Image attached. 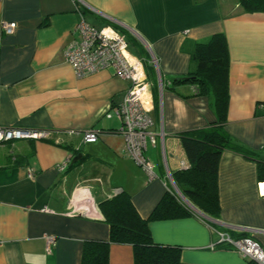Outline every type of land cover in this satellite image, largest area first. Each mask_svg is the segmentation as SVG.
Instances as JSON below:
<instances>
[{
    "label": "crops",
    "instance_id": "1",
    "mask_svg": "<svg viewBox=\"0 0 264 264\" xmlns=\"http://www.w3.org/2000/svg\"><path fill=\"white\" fill-rule=\"evenodd\" d=\"M80 17L114 27L142 63L155 136L144 149L151 178L125 155L113 113L130 80L110 68L78 78L65 61ZM4 22L16 23L12 34ZM215 33L226 37L229 57L223 129L253 158L222 151L218 217L196 211L148 227L154 243L179 247L184 263L246 264L216 231L264 251V12H244L237 0H0V128L49 133L0 142V264H80L86 241L109 240L99 204L121 191L144 219L164 194L182 199L173 175L190 164L178 134L217 118L210 97L172 82L191 68L195 43ZM90 130L98 138L85 142ZM108 264H133L131 245L110 243Z\"/></svg>",
    "mask_w": 264,
    "mask_h": 264
},
{
    "label": "trees",
    "instance_id": "2",
    "mask_svg": "<svg viewBox=\"0 0 264 264\" xmlns=\"http://www.w3.org/2000/svg\"><path fill=\"white\" fill-rule=\"evenodd\" d=\"M237 1L244 12H264V0ZM190 60L192 66L188 72L173 79L172 83L190 82L195 87L196 95L210 97L217 122L202 129L178 134L190 165L187 169L175 172L173 179L181 195L193 207L204 215L216 218L219 215L216 174L222 151L235 150L251 159L253 152L238 145L223 129L229 99V57L224 34L215 33L207 40L195 43ZM261 166L258 161L260 169ZM191 205L175 194L166 193L149 217L144 219L138 215L126 192L114 194L99 204L104 220L109 225V240L86 241L80 264H108L110 243L131 245L133 264H190L181 261L179 247L154 243L148 223L196 215ZM220 244L232 249L229 244ZM246 264L258 263L249 259Z\"/></svg>",
    "mask_w": 264,
    "mask_h": 264
},
{
    "label": "built area",
    "instance_id": "3",
    "mask_svg": "<svg viewBox=\"0 0 264 264\" xmlns=\"http://www.w3.org/2000/svg\"><path fill=\"white\" fill-rule=\"evenodd\" d=\"M16 29L15 22L2 23V32L12 34ZM78 38L70 41L64 48L65 61L72 67L76 77L81 78L103 69H112L122 79H129L130 85L122 101L113 108V113L120 121V133L124 138L125 155L148 175H153V165L144 155L147 141L155 143L153 125L149 115L151 105L150 83L139 59L128 50V42L123 34L111 25L99 29L93 27L80 17L76 24ZM111 114H107L110 117ZM46 131H31L16 128H0V142L21 138L47 137ZM98 134L94 130L83 133L85 142H94ZM65 163L58 168H64ZM264 193V183L259 184ZM219 243L229 244L243 256L258 264H264V251L253 239L242 237L233 239L229 235L216 231ZM213 247V246H211Z\"/></svg>",
    "mask_w": 264,
    "mask_h": 264
},
{
    "label": "water",
    "instance_id": "4",
    "mask_svg": "<svg viewBox=\"0 0 264 264\" xmlns=\"http://www.w3.org/2000/svg\"><path fill=\"white\" fill-rule=\"evenodd\" d=\"M78 156L79 155H77L76 157H74L73 158V160L72 161H75L77 158H78ZM182 197V199L186 202V203H188L189 205H191L183 196H181ZM191 207H193L192 205H191ZM194 208V210H196L198 213H200V214H202L203 216H204V214L203 213H201L200 211H198L195 207H193Z\"/></svg>",
    "mask_w": 264,
    "mask_h": 264
},
{
    "label": "rangeland",
    "instance_id": "5",
    "mask_svg": "<svg viewBox=\"0 0 264 264\" xmlns=\"http://www.w3.org/2000/svg\"><path fill=\"white\" fill-rule=\"evenodd\" d=\"M184 201V200H183ZM185 202V201H184Z\"/></svg>",
    "mask_w": 264,
    "mask_h": 264
},
{
    "label": "flooded vegetation",
    "instance_id": "6",
    "mask_svg": "<svg viewBox=\"0 0 264 264\" xmlns=\"http://www.w3.org/2000/svg\"><path fill=\"white\" fill-rule=\"evenodd\" d=\"M181 194V193H180Z\"/></svg>",
    "mask_w": 264,
    "mask_h": 264
}]
</instances>
